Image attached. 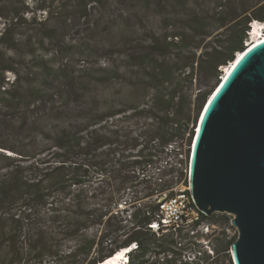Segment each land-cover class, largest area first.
<instances>
[{"label": "trees", "instance_id": "1", "mask_svg": "<svg viewBox=\"0 0 264 264\" xmlns=\"http://www.w3.org/2000/svg\"><path fill=\"white\" fill-rule=\"evenodd\" d=\"M89 1L103 3L102 0ZM226 1L159 0L165 32L157 35L153 31L147 38L132 36L128 41L125 51L128 86L140 92L133 107L142 106L146 112L140 113L149 120L142 124L139 134L121 133L120 126L110 121L122 112H48V120L58 121V124L49 129L47 125L40 127V119L45 116L38 115L33 121L38 127L32 128L36 137L41 136L48 143L47 147L33 154L31 148L21 151L3 145L21 157L0 152V264H95L126 247H132L128 254L131 264H213L216 261L217 258L206 251L191 247L196 246L193 242L196 234L192 231L197 230L198 224L167 228L161 223L158 195L167 190H170L167 197L176 195L173 188L183 180L189 186V158L186 165L177 170L178 182L175 181L172 175L175 165L168 160V147L185 134L183 115L187 107L199 102L202 108L224 76V69L247 48L246 41L252 31L248 24L252 27L253 21L248 18L244 25V22L232 23L236 17L226 10ZM77 4L79 12L96 6L88 5L85 0ZM58 6L61 9V5ZM68 6H63L60 15L52 6L42 9L47 8L50 19L54 13L56 18H65ZM0 16L8 19L3 12ZM49 18L46 20L50 21ZM254 19L264 22L263 15H254ZM22 20L21 14L16 12L4 23L5 29L0 31V51L10 30ZM223 26H227L226 38L205 46L198 58L202 42ZM127 39L126 35L124 40ZM9 71L15 74L14 86L18 78L14 68L0 62L3 95L11 94L12 89L6 86L11 84L7 77ZM57 75L60 80L52 94L62 95L67 93L63 91L65 82L72 78L66 72L63 74L60 66ZM195 79L199 84L204 81L210 85L209 81L215 79L216 82L209 89L200 90L194 98ZM73 82L77 84L76 96L88 101L89 96L81 90L77 78ZM0 97L4 102L11 96ZM93 110L96 109L90 111ZM5 115L0 112V119ZM197 122L190 131V148ZM42 154L48 158L39 159ZM32 160L29 165L24 164ZM137 171L142 172L137 175ZM97 173L107 175L102 178L104 185L100 192L105 196L102 200L96 193L88 196L83 189ZM129 190L132 195L125 200ZM124 204L127 207L116 210ZM201 217L209 225L218 223L232 227L233 216L227 213L208 216L201 212ZM154 222L159 223L156 230L151 227ZM101 225L106 229L114 226L111 231H123L122 234L128 236L117 244L112 234L106 232L101 240L96 241L95 235L86 242V232ZM222 237L224 259L227 264H234L231 245L238 235L223 230ZM65 241L75 244L62 250L59 246ZM96 243L112 246L103 256L89 262ZM187 249H192L191 260L185 257ZM215 252L218 254L220 250L215 248Z\"/></svg>", "mask_w": 264, "mask_h": 264}, {"label": "rangeland", "instance_id": "2", "mask_svg": "<svg viewBox=\"0 0 264 264\" xmlns=\"http://www.w3.org/2000/svg\"><path fill=\"white\" fill-rule=\"evenodd\" d=\"M55 1L0 0V12L8 17L6 19L0 16V31H4V23L10 21L12 14L19 12L23 18L20 24L10 30L6 41L1 44L0 51V62L4 66H12L18 77L12 86L15 74L7 72L11 84L6 86L12 89L11 94L3 95L0 92V96H11L4 102L0 100V112L6 114L0 119V152L16 158L21 156L12 150L3 148V145L6 148L11 145L21 151L31 148L33 154L48 146L41 136L36 137L38 135L32 132L34 126L38 127L33 123L38 115L45 116L40 119L42 122L40 127L47 125L46 128L49 129L58 124V121L48 120V112H122L110 121L120 126L121 133L129 136L139 134L142 124L149 122L146 116L140 113L146 112L142 106L138 109L133 107L140 92H134L128 86L130 77L125 51L132 36L147 38L153 31L157 35L165 32L164 15L158 6L159 0H102L101 4L85 0L88 5L96 4V6L94 9H83V12H79L77 7L78 1L81 0ZM226 2V10L236 17L232 23L244 22V25L248 18L252 21H260L254 19V15L264 16V0H227ZM58 5H61V9H58ZM64 5H69L65 18H56L54 13L50 19V14L46 12L47 8L42 9L44 6H52L60 15ZM81 14L87 15L82 16ZM47 18L50 21L46 20ZM250 24L248 25L252 30ZM253 28L254 38H251L249 34L248 39L254 40L262 36L257 30L258 25H253ZM226 29L227 26L215 29L202 42L198 49V58L205 46L226 38V33H228ZM262 33L264 35V32ZM126 35L128 39L124 40ZM44 37H49L46 42H44L46 40ZM111 50H114L113 53ZM59 66L63 74L66 72L71 75L72 79L65 82L63 86V91L67 93L53 95V89L60 80V75H57ZM195 66L198 68V62ZM76 78L81 85V90L86 91L89 96L88 101L76 96L75 86L77 84L73 82ZM215 82L216 79L209 81L210 85H206L204 81L199 84L195 79L194 98L200 90L209 89ZM91 109L96 110L90 111ZM201 109L199 102H193L191 107H187L183 115V123L186 126L185 134L177 137L173 146L168 147V160L175 165V171L172 173L175 181L178 180L177 170L181 168V165L185 166L190 157L188 151L190 131L194 128L196 120L198 121ZM34 112H39V114ZM134 112L138 114L135 115ZM69 124L68 126L71 127L72 123ZM65 126L67 127V124ZM32 133L33 138L30 139L29 136ZM40 158L48 157L42 154ZM31 162L33 160L26 161L24 164L29 165ZM141 172L137 171V175ZM104 176L107 175L94 174L92 180L84 186V192L88 196L96 193L99 200L104 199V194L100 192L104 185V180H102ZM188 188L189 186L183 180L176 183L173 190L179 194ZM169 191L160 193L158 202L164 200ZM131 195L132 191L129 190L124 199L127 200ZM125 207L127 205H120L116 210H122ZM165 215L169 218L170 213L165 212ZM205 224V226L208 225V229L198 228L195 231L193 242L196 246L191 247L202 249L212 257H216L213 264H227L222 252V231L227 230L229 234L236 236L239 235L238 229L233 225L230 228L218 223L209 225L207 221ZM112 227L114 226L107 229L105 225L99 228L92 227L86 232L84 239L88 242L96 235V241H99L108 232L118 244L128 236L127 233L123 235V231L119 233L111 231ZM74 244L65 241L59 248L68 250V247ZM110 246H112L110 243H105L103 246L96 243L88 257L89 260L91 259L89 262L103 256ZM215 248L220 250L218 254ZM121 251L126 253L123 249ZM191 253H193L192 249L184 252L186 259L191 260L189 258ZM149 256H152L151 253ZM212 260L213 258L210 261Z\"/></svg>", "mask_w": 264, "mask_h": 264}, {"label": "water", "instance_id": "3", "mask_svg": "<svg viewBox=\"0 0 264 264\" xmlns=\"http://www.w3.org/2000/svg\"><path fill=\"white\" fill-rule=\"evenodd\" d=\"M229 67L199 115L189 191L202 213L233 216L234 264H264V39Z\"/></svg>", "mask_w": 264, "mask_h": 264}, {"label": "built area", "instance_id": "4", "mask_svg": "<svg viewBox=\"0 0 264 264\" xmlns=\"http://www.w3.org/2000/svg\"><path fill=\"white\" fill-rule=\"evenodd\" d=\"M255 21L252 22V24L254 23L253 25H258L259 27L264 28L263 22L260 21L255 22ZM253 35H254L253 31H251L250 37L254 38ZM251 38L246 41L247 46L253 41ZM165 212L170 213L169 218H167ZM160 213H161L160 221L167 228L170 227L175 228L181 226L187 227V226H193L194 224H198V228L208 229V225L205 226L206 225L205 221L202 220L201 211L197 208V206L194 204L191 198L190 191L189 192L184 191L174 196L166 197L164 200L160 202ZM158 225H159L158 222H154L151 224V227L156 230L159 227ZM195 231H192V233H194ZM133 246L136 247L135 245Z\"/></svg>", "mask_w": 264, "mask_h": 264}, {"label": "bare ground", "instance_id": "5", "mask_svg": "<svg viewBox=\"0 0 264 264\" xmlns=\"http://www.w3.org/2000/svg\"><path fill=\"white\" fill-rule=\"evenodd\" d=\"M253 34H254V33H253ZM256 37H257V36H256ZM262 39H264V35L261 36V37H259V38H257V39H255V40H253L250 44H248L247 47L253 45L255 42H259V41H261ZM240 54H241V52L238 54V56H237L238 58L240 57ZM229 70H230V67H229V66L226 67L225 71L228 72ZM225 71H224V72H225ZM223 77H224V76H223ZM127 248H129V247H126V248H123V249H127ZM121 250H122V249H121ZM121 250H119L118 252H116L114 255H112V256L106 258L105 260L100 261L99 263H95V264H104V261H109L110 264H127V263L124 261V258H123L124 255H125V253H124L123 256H120V255H119V254L122 253ZM125 252H126V256H127V255H128V251H125Z\"/></svg>", "mask_w": 264, "mask_h": 264}, {"label": "snow or ice", "instance_id": "6", "mask_svg": "<svg viewBox=\"0 0 264 264\" xmlns=\"http://www.w3.org/2000/svg\"><path fill=\"white\" fill-rule=\"evenodd\" d=\"M233 67H235V65L233 66ZM226 79H227V77H226ZM134 247V246H133ZM125 251H128V250H125ZM120 256H123L124 255V253H121V254H119ZM104 264H110V262L109 261H104Z\"/></svg>", "mask_w": 264, "mask_h": 264}, {"label": "clouds", "instance_id": "7", "mask_svg": "<svg viewBox=\"0 0 264 264\" xmlns=\"http://www.w3.org/2000/svg\"><path fill=\"white\" fill-rule=\"evenodd\" d=\"M255 21V20H254ZM257 24V23H256ZM253 25V24H252ZM132 248V247H131Z\"/></svg>", "mask_w": 264, "mask_h": 264}]
</instances>
